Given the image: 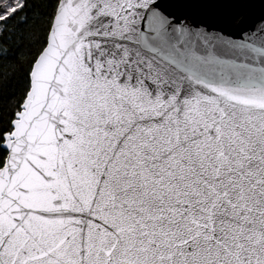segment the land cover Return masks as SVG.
Here are the masks:
<instances>
[{
    "label": "snow or ice",
    "instance_id": "obj_1",
    "mask_svg": "<svg viewBox=\"0 0 264 264\" xmlns=\"http://www.w3.org/2000/svg\"><path fill=\"white\" fill-rule=\"evenodd\" d=\"M0 264H264V0H0Z\"/></svg>",
    "mask_w": 264,
    "mask_h": 264
}]
</instances>
